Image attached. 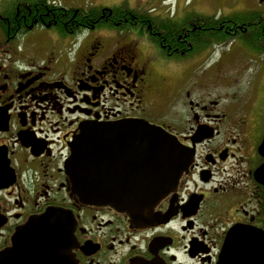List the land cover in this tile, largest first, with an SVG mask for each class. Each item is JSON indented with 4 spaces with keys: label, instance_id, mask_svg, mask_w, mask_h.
<instances>
[{
    "label": "flooded vegetation",
    "instance_id": "af4514ba",
    "mask_svg": "<svg viewBox=\"0 0 264 264\" xmlns=\"http://www.w3.org/2000/svg\"><path fill=\"white\" fill-rule=\"evenodd\" d=\"M184 1L0 0V255L51 210L69 264H218L234 227L264 232V0ZM143 121L193 158L140 224L80 202L66 165L107 126L105 176L137 181Z\"/></svg>",
    "mask_w": 264,
    "mask_h": 264
},
{
    "label": "water",
    "instance_id": "95a60500",
    "mask_svg": "<svg viewBox=\"0 0 264 264\" xmlns=\"http://www.w3.org/2000/svg\"><path fill=\"white\" fill-rule=\"evenodd\" d=\"M90 126H83L84 135L73 146V157L66 165L74 195L84 204L110 206L118 212L126 213L134 223L151 222L154 208L176 187L193 155L183 153L178 140L162 128L145 121L131 124L130 126H137L138 129V133H135L137 138L131 141L138 143L139 177L137 181L124 180L116 186L112 178L105 176L104 157L97 155L104 139H92L97 135L106 136L111 131L107 126L96 131ZM130 132L134 135V130ZM126 134L129 133L125 132L123 136ZM122 141L128 142L129 139ZM260 151H264V142ZM258 173H264V166L258 169L256 174ZM66 222L67 215L57 210L31 219L15 235L14 249L6 250L0 255V264L25 261L29 255L54 253L58 247H62V255L59 253L57 257L62 264H69L66 250L67 229L72 225H66ZM261 239H264V232L243 226L234 227L225 239L218 264L264 263V240ZM259 254L263 256L258 257ZM29 260L27 257V262ZM131 264L162 263L156 260L148 263L134 261Z\"/></svg>",
    "mask_w": 264,
    "mask_h": 264
},
{
    "label": "rangeland",
    "instance_id": "374dc122",
    "mask_svg": "<svg viewBox=\"0 0 264 264\" xmlns=\"http://www.w3.org/2000/svg\"><path fill=\"white\" fill-rule=\"evenodd\" d=\"M175 1H176V0H172L173 3H174ZM184 2H186V0H185ZM189 2H190L191 4H193V3L198 2V0H189Z\"/></svg>",
    "mask_w": 264,
    "mask_h": 264
}]
</instances>
